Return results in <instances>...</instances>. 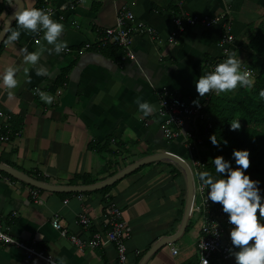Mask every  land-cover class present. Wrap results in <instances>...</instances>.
I'll return each instance as SVG.
<instances>
[{"label":"crops","instance_id":"0c3cea01","mask_svg":"<svg viewBox=\"0 0 264 264\" xmlns=\"http://www.w3.org/2000/svg\"><path fill=\"white\" fill-rule=\"evenodd\" d=\"M38 2L39 8H49L52 18L64 25L58 41L66 40L67 48L58 54L54 45L44 40L42 30L19 27L20 39L11 43L6 32L0 44V73L9 65L16 66L19 83L11 91L0 84V111L11 114L9 128L20 135L11 134L8 141L0 142V163L52 186L100 183L156 153L181 157L185 153L182 140L169 142L163 137L155 90L176 92L207 108L216 92L200 97L195 81L210 71L208 63L220 56L217 42L222 31L219 23L207 28L191 26L184 17L212 18L224 13L235 38L233 52L241 64L250 61L252 52L249 26L264 25V0H115L117 6L133 12L136 23L155 29L160 37L159 41L147 33L136 35L132 44L136 61L122 63L109 49L83 48L85 42L95 39L96 29L113 24V0H22L23 8L37 7ZM15 6L13 0H0V29ZM176 17L183 23L182 31L170 40ZM10 25L18 27L15 18ZM24 47L29 52L40 51L34 66L24 62ZM25 67L30 68V80ZM36 88L53 95V102L42 101ZM138 98L155 105V111L143 116ZM110 185L83 192L52 191L0 171L1 226L16 239L35 241L58 264H118L114 245L80 249L68 239L70 234L86 240L93 233H103L104 209L112 202L120 207L130 228L125 241L126 264H139L165 236L173 238L157 246L143 264L197 262L200 220L191 211L184 230L175 236L186 202V182L177 165L162 159L149 162ZM35 190L39 203L32 195ZM82 206L90 219L86 228L77 222ZM55 214L67 236L52 227ZM239 250L240 246L233 244L227 264H236ZM0 264L48 263L38 258L27 260L19 248L1 246Z\"/></svg>","mask_w":264,"mask_h":264},{"label":"built area","instance_id":"2783aa9c","mask_svg":"<svg viewBox=\"0 0 264 264\" xmlns=\"http://www.w3.org/2000/svg\"><path fill=\"white\" fill-rule=\"evenodd\" d=\"M114 22L111 26L96 29V37L92 41L85 42L84 49L101 50L109 45L116 47L117 58L120 62L136 61L132 44L136 35L147 33L154 39L160 41L158 33L153 28H146L134 21V14L126 6H117L113 0ZM44 7L43 9H45ZM70 8L72 5L70 4ZM48 11L50 9L48 8ZM180 18H175V26L169 35L170 40H174L182 31ZM184 22L191 26L211 27L215 24L222 25V31L218 36V46L220 56L210 61L209 69L212 71L215 64L227 59L235 47V38L230 33L227 18L224 13L218 16L207 18L198 16L184 17ZM242 71H248L251 78L254 71L245 63L241 64ZM159 105V114L162 118V133L166 141L182 140V146L188 155V160H183L187 166L193 187V200L190 211L200 220L199 236L196 243L198 260L195 264H227L232 256V240L230 231L235 227L229 222V214L222 210L207 197L209 189H201L200 181L196 175L198 168L205 169V161L202 158V149L206 138L212 130V123L204 113V105L194 103V101L182 97L176 92L167 89L155 90ZM214 92V91H213ZM213 92H209V95ZM210 95V96H211ZM11 114L0 111V142L8 141L10 135L15 137L20 135V131L11 132ZM34 201L39 203L36 190L32 192ZM79 200L83 198L81 193L77 194ZM105 231L103 233H93L88 239L83 240L74 234L68 235V239L80 249H94L104 243L114 245L117 254L118 264H126L127 248L125 241L129 236L130 228L123 219L122 210L112 202L105 206ZM77 222L86 228L90 226V219L84 206L77 213ZM52 227L60 232L62 236H67L66 229L62 228L59 217L55 214L51 221ZM249 243H252L250 241ZM13 246L19 248L27 260L38 258L48 264H58L53 261L46 252L36 246L35 241H23L16 239L8 233L0 223V247ZM173 254L177 253L175 247L171 248Z\"/></svg>","mask_w":264,"mask_h":264},{"label":"clouds","instance_id":"9594fccd","mask_svg":"<svg viewBox=\"0 0 264 264\" xmlns=\"http://www.w3.org/2000/svg\"><path fill=\"white\" fill-rule=\"evenodd\" d=\"M52 13L36 7H24L15 13L17 28L12 29L7 25L4 31L10 33L7 42L11 43L20 39L19 27L36 32L43 31V38L48 44L54 45L59 54L67 48L66 40H59L64 31V25L52 18ZM39 43V41H37ZM26 53L23 60L27 65L34 66L40 58V51L29 52L26 47L21 49ZM29 67L24 68L25 76L30 80ZM18 68L13 65L7 66L0 73V84L8 90H14L18 86L16 74ZM37 74H41L38 71ZM251 74L241 70V61L236 53L232 52L227 59L215 64L212 71H206L195 81V88L200 97L209 92L217 94L241 87L252 86ZM35 93L47 104H51L55 97L40 88ZM264 96V91L261 92ZM138 110L147 117L155 111V105L139 98L136 101ZM198 103V101H194ZM239 120L230 123L231 130H239ZM211 141L217 144V139L212 136ZM226 143V141H225ZM237 167H232V161L225 160L223 156H216L212 163L215 172L198 168L196 175L200 181L201 189L207 187V197L213 202H219L222 210L229 214V222L235 225L230 231V237L234 245H239L240 250L235 253L236 264H264V222L258 219L264 218V202L258 194L259 189L254 185L257 181L249 178L245 170L249 167V152L246 149H234L232 153ZM227 173V175H224ZM252 241V243H249Z\"/></svg>","mask_w":264,"mask_h":264},{"label":"trees","instance_id":"16d2710c","mask_svg":"<svg viewBox=\"0 0 264 264\" xmlns=\"http://www.w3.org/2000/svg\"><path fill=\"white\" fill-rule=\"evenodd\" d=\"M39 6L38 2L36 8ZM249 30L248 45L252 52L249 53L250 61L246 65L254 71L252 86L238 85L233 90L211 96L204 113L213 128L205 140L202 158L206 162L205 169L215 172L212 160L216 156H223L225 160L232 161V167H237L232 155L233 150L246 149L249 152V167L245 172L250 179L257 181L254 186L259 189L261 202H264V96H261L264 91V25L261 24L257 28L250 25ZM104 49H109L112 54L117 55V49L112 45L101 50ZM233 120H239V130L230 129ZM212 136L217 139V144L212 143ZM82 182L88 184L89 181L83 178ZM214 203L222 207L219 202ZM257 215L258 219L264 222V218L259 217V210Z\"/></svg>","mask_w":264,"mask_h":264},{"label":"water","instance_id":"95a60500","mask_svg":"<svg viewBox=\"0 0 264 264\" xmlns=\"http://www.w3.org/2000/svg\"><path fill=\"white\" fill-rule=\"evenodd\" d=\"M14 3L16 4L15 8L13 11H11L6 19V21L4 22L2 28L0 29V44L6 34V32L4 31V28L7 25H10V23L12 22V20L15 17V13L18 12L21 8H23V3L22 0H13ZM166 160L169 161L171 163H174L175 165H177L184 178H185V182H186V202H185V210H184V215L181 221V225L179 228V231L177 232V234L175 236H179L181 234V232L184 230V227L186 225V221L192 206V200H193V187H192V181H191V176H190V172L187 168V166L185 165L183 159L181 157L175 156L171 153H156L153 155H149L146 157H143L131 164H129L128 166L120 169L119 171H117L115 174H113L112 176H110L109 178L105 179L104 181L100 182V183H96L93 185H85V186H52V185H47V184H43L42 182L35 180L34 178L25 175L5 164H1L0 163V171H4L8 174H10L13 177H16L22 181H25L27 183H29L30 185L40 188V189H47V190H52V191H78V192H83V191H88V190H94V189H98V188H102L104 186H108L110 184H112L114 181H116L117 179L121 178L122 176H124L125 174L131 172L132 170L136 169L137 167L144 165L146 163L149 162H154L157 160ZM169 238H173L172 237H168L165 236L162 239H160L156 245H154L145 255V257L142 259V261L139 264H143L145 259L148 257V255L157 247L160 246L162 244H164V242H167ZM171 240V239H170Z\"/></svg>","mask_w":264,"mask_h":264},{"label":"rangeland","instance_id":"374dc122","mask_svg":"<svg viewBox=\"0 0 264 264\" xmlns=\"http://www.w3.org/2000/svg\"><path fill=\"white\" fill-rule=\"evenodd\" d=\"M252 79V78H251ZM181 158L183 159V160H188V155L186 154V153H182L181 154ZM195 217V216H194ZM193 217V218H194ZM190 220H191V218H190ZM194 220H195V218H194ZM200 222H197V224H199Z\"/></svg>","mask_w":264,"mask_h":264}]
</instances>
